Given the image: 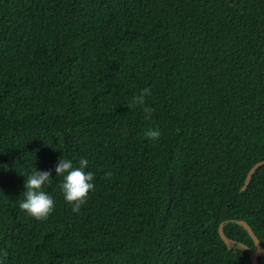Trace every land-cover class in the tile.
Wrapping results in <instances>:
<instances>
[{
  "label": "trees",
  "instance_id": "1",
  "mask_svg": "<svg viewBox=\"0 0 264 264\" xmlns=\"http://www.w3.org/2000/svg\"><path fill=\"white\" fill-rule=\"evenodd\" d=\"M59 158L94 173L79 213ZM263 160L264 0H0L3 264H251ZM34 168L42 219L19 208Z\"/></svg>",
  "mask_w": 264,
  "mask_h": 264
},
{
  "label": "clouds",
  "instance_id": "2",
  "mask_svg": "<svg viewBox=\"0 0 264 264\" xmlns=\"http://www.w3.org/2000/svg\"><path fill=\"white\" fill-rule=\"evenodd\" d=\"M151 88H142L138 94L131 97L129 107L142 106L145 113V119L152 118L154 109L145 104V98L151 95ZM144 135L153 140L161 136V130L158 127L148 128ZM88 160L81 158L78 166L73 165V161L67 158H59L54 172L56 177H61V191L64 200L72 207L73 213H79L81 206L85 204L88 194L94 190L95 185L94 173L86 171ZM53 170L37 171L34 168L26 178L24 183L23 197L19 203V208L28 215L37 219L46 218L54 211L55 201L53 196L44 191V185H49L52 182ZM3 255H6L4 253ZM3 264V260H0Z\"/></svg>",
  "mask_w": 264,
  "mask_h": 264
},
{
  "label": "water",
  "instance_id": "3",
  "mask_svg": "<svg viewBox=\"0 0 264 264\" xmlns=\"http://www.w3.org/2000/svg\"><path fill=\"white\" fill-rule=\"evenodd\" d=\"M262 164H264V160L263 161H259L257 163H255L251 168L250 170L248 171L246 177H245V180H244V183L241 187V191L245 190L252 175L254 174V172L256 171V169L261 166ZM236 223L237 224H240L242 225L243 227L246 228L250 238L252 239L254 245H255V249L253 250H250L249 251V258H250V261H251V264H259V257H263L264 258V248L263 246L261 245L259 239L257 238V236L255 235V233L253 232V230L251 229V227L248 225L247 222H245L244 220H236ZM218 234L221 238V240L229 245V243L233 242L231 241L229 238H227L223 232V223H220L219 224V227H218ZM238 244L245 248V249H249L247 245L243 244V243H239Z\"/></svg>",
  "mask_w": 264,
  "mask_h": 264
}]
</instances>
